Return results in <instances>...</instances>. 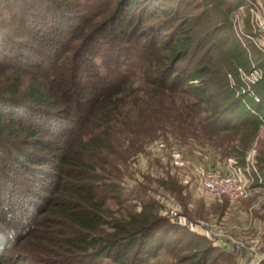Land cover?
<instances>
[{"label":"trees","instance_id":"16d2710c","mask_svg":"<svg viewBox=\"0 0 264 264\" xmlns=\"http://www.w3.org/2000/svg\"><path fill=\"white\" fill-rule=\"evenodd\" d=\"M242 8L260 37L246 0H0V264L17 249L32 264H147L163 251L236 264L157 202L110 217L98 190L120 193L118 165L174 126L246 166L264 126V52L237 35ZM253 68L263 77L248 89L239 70ZM118 134L136 143L129 155ZM257 168L264 181V153Z\"/></svg>","mask_w":264,"mask_h":264},{"label":"rangeland","instance_id":"374dc122","mask_svg":"<svg viewBox=\"0 0 264 264\" xmlns=\"http://www.w3.org/2000/svg\"><path fill=\"white\" fill-rule=\"evenodd\" d=\"M246 1L251 7L253 6V0ZM260 1L264 5V0ZM245 18L246 14L242 18L244 24ZM256 18L260 25L264 26V13L256 11ZM252 20H254L253 16ZM261 32L264 35L263 27ZM241 40L244 41V38ZM172 128L173 133L168 130V133L159 134L152 141H148L143 149L129 160L127 166L118 165L120 170L125 171L121 183L114 181L120 183L122 188L120 193L101 194L102 186H99V200H104L107 215L121 218L131 211L139 213L140 205L147 201L157 202L160 206V216L183 224L191 223L197 231L210 236L212 244L219 251L232 253L236 258V264H248L254 255L249 252L242 253L240 250L239 253L235 246L240 248L249 246L251 242L258 240L264 247V190L259 189L258 182L255 181L252 183L254 192L248 198L238 202H231L228 198H222L220 201L204 197L200 188L203 175L211 169L219 170V165L225 168L229 159L236 161L237 159L234 156L225 155L223 148L215 146L199 132H190L192 128L190 129L189 126H185L183 130L175 126ZM117 138V149L123 154L129 155L137 146L134 141H130L127 134H118ZM263 153L264 126L249 148L246 157L251 154L257 162V158ZM19 176L20 174H15L16 179ZM167 178L178 181V187L182 190L181 194L172 191V184H167V187L163 185L162 181L166 182ZM103 182L102 180L97 184L100 185ZM40 199L42 200L43 197ZM186 215L193 218L191 222L187 220ZM173 237L184 240L183 245L192 239L186 237L184 231L175 233ZM15 242H12L10 250ZM175 246H177L175 240H172L171 244L168 243L170 248ZM173 251L177 253L175 249ZM6 258L10 264H32L19 249L13 254L9 253ZM147 264L191 263H182L163 251Z\"/></svg>","mask_w":264,"mask_h":264},{"label":"built area","instance_id":"2783aa9c","mask_svg":"<svg viewBox=\"0 0 264 264\" xmlns=\"http://www.w3.org/2000/svg\"><path fill=\"white\" fill-rule=\"evenodd\" d=\"M251 13L254 17L255 23L259 28L260 37L252 38L245 32V24L242 18L245 16L243 8L234 15V28L240 39L244 37L251 38L255 45L264 52V35H262L261 29L263 25L257 21L256 11L264 13V5L260 0L252 1ZM241 77L246 81L248 89L257 84L263 77L262 70L253 68L249 73L239 70ZM226 172L219 170L208 171L203 175L200 182L201 191L207 199L220 200L222 198H228L231 202H238L242 199L248 198L253 192V182H258L259 189L264 190V181L259 177L257 162L254 156L249 154L246 157V166H241L238 161L229 159L225 166ZM178 222V221H177ZM185 224L193 231H196L195 227L191 223ZM260 241L256 240L251 242L249 246L237 247L235 249L243 252H249L254 256L250 259L248 264H264V249ZM240 253V252H239ZM237 254V253H236ZM259 261V262H257Z\"/></svg>","mask_w":264,"mask_h":264},{"label":"crops","instance_id":"0c3cea01","mask_svg":"<svg viewBox=\"0 0 264 264\" xmlns=\"http://www.w3.org/2000/svg\"><path fill=\"white\" fill-rule=\"evenodd\" d=\"M220 168H219V171H222V172H226L225 168L222 166V165H219ZM214 169V168H213ZM216 169V168H215ZM209 171H213L212 169L209 170Z\"/></svg>","mask_w":264,"mask_h":264}]
</instances>
